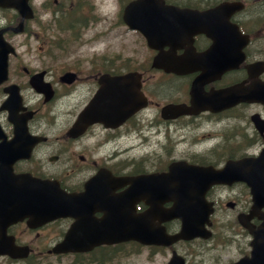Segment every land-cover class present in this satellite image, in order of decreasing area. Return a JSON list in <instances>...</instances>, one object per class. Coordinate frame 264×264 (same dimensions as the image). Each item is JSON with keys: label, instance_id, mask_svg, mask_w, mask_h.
<instances>
[{"label": "flooded vegetation", "instance_id": "obj_1", "mask_svg": "<svg viewBox=\"0 0 264 264\" xmlns=\"http://www.w3.org/2000/svg\"><path fill=\"white\" fill-rule=\"evenodd\" d=\"M113 1L29 0L31 18L0 8V240L28 248L0 264H109L126 245L150 264H264L251 192L264 190V0L139 1L129 13L151 11L150 42L125 21L132 0ZM222 1L238 4L208 11ZM228 160L234 177L217 182L184 168ZM200 187L212 206L200 235L53 250L73 224L88 238L90 220L127 208L172 234L169 209ZM63 192L71 214L36 207Z\"/></svg>", "mask_w": 264, "mask_h": 264}, {"label": "water", "instance_id": "obj_2", "mask_svg": "<svg viewBox=\"0 0 264 264\" xmlns=\"http://www.w3.org/2000/svg\"><path fill=\"white\" fill-rule=\"evenodd\" d=\"M219 6L220 5H218V7ZM130 25L134 27L138 26L139 28L143 27L138 23H130ZM225 168L227 169L224 172H219V170H217L214 172L213 175L215 177H219L224 173H229L230 172L229 163L226 164ZM200 169L201 168L198 167L191 168L190 169L191 174H195L196 172L200 171ZM209 210L210 208H208L205 205H199L189 208L175 207L173 211V216L179 217L182 222H181L180 230L171 236L165 235L159 238L156 235L152 236L151 234H148L146 232L141 234V231L135 228L134 223H130L129 221L128 222L122 221V222H118L117 226L111 229H106L104 231L102 230L95 233L94 236L89 239L66 238L57 245L58 246L57 248L60 250L88 249L100 242L111 243L129 238H138V240L145 243H150V242L167 243L179 237H186L188 235H192V234L194 235L199 233L201 230L199 225L201 226L203 220L207 217V213L209 212Z\"/></svg>", "mask_w": 264, "mask_h": 264}, {"label": "rangeland", "instance_id": "obj_3", "mask_svg": "<svg viewBox=\"0 0 264 264\" xmlns=\"http://www.w3.org/2000/svg\"><path fill=\"white\" fill-rule=\"evenodd\" d=\"M38 1V0H37ZM103 7L108 10L112 11L114 8V2L113 0H101ZM116 34L114 30H110V39L112 42L117 41V37H115ZM103 39H105L103 37ZM127 39H130V37L127 35ZM71 50V48L67 49ZM135 247L132 245H126L124 249V254L119 255L118 252H116V257L114 259L110 260L109 264H145L146 262L142 259L140 255L137 254V252L134 249ZM146 264H150V262H147Z\"/></svg>", "mask_w": 264, "mask_h": 264}]
</instances>
